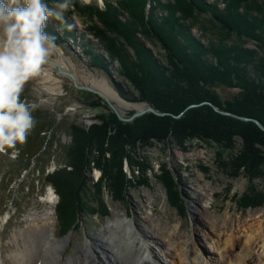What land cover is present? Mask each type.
Masks as SVG:
<instances>
[{
  "label": "rangeland",
  "instance_id": "obj_1",
  "mask_svg": "<svg viewBox=\"0 0 264 264\" xmlns=\"http://www.w3.org/2000/svg\"><path fill=\"white\" fill-rule=\"evenodd\" d=\"M46 1L50 2L51 5L55 2V0ZM71 1L82 5V8L97 6L100 9H104L105 7V0ZM108 1H112L113 6H117L115 1ZM160 1L164 4H169L168 1L172 0ZM250 1L256 2L257 0ZM258 1L260 2V0ZM228 2L229 0H204L203 6L206 9L208 8L207 14H204L207 21L205 23L202 21L203 26L196 22L193 25L194 27L188 30L189 35H186L185 41L183 40L184 36L179 34L177 37L183 44L192 39L193 41L191 42L193 45L202 47L203 51L207 49L208 53L210 46L218 47L223 44L220 39L233 37L235 31L230 30L229 25H225L216 19L211 9H217L220 12L224 11L228 7ZM243 3L245 4V2ZM152 4L155 6L154 1L149 0L147 10L151 9ZM239 10L242 15L246 14V11ZM69 11H72V14L70 13L68 15L67 13ZM64 14H66L64 15L65 17H69L71 20L69 21L73 25L71 30L66 29V32L62 31L61 33L52 18H49L46 22L45 31L48 33L50 31L52 32V35L56 37L55 43L57 45L47 60L58 63L62 55L66 59L65 61L71 65L70 71L75 74L77 79L76 85L78 87L90 88L94 91L78 89L70 76L60 74L56 67L47 62L43 66L41 75L31 79L25 85L22 98L38 104L37 110L33 113L37 123L40 121H44L46 125H51L50 123H52L50 127H45V130L40 136V138L45 137L42 139L48 147L46 148L44 146L43 150L48 149L50 155V163L45 167L44 173L53 174L58 170L61 171L64 169L70 172L72 170V164H82L88 158L87 151L91 140L88 139L86 146H80V144L74 145L75 143L69 130L71 123H77L78 126L85 127L87 133H91V129L95 124H101L100 117L105 113L107 114V110H111L118 121H116V126L112 124V127L108 131L106 129L110 133L118 125H134L137 119L143 118L146 115H153L159 118L169 117L171 121H169L167 128L160 126V133L162 132L160 138L162 139H150L147 141L145 138H137L135 134L132 137L136 138L124 139L125 142L121 144L120 142L122 140L117 141L118 138L115 137L116 135L112 136L113 138L109 136L107 138L105 137L101 141L103 144L107 142L106 140H112L113 147H118V149L125 146L133 165L131 166L129 161L124 158L123 173L127 179L131 180V184L129 187H126L124 196L119 198V200H114L104 188L100 197L107 204L106 211L101 214L96 211L97 216L90 215L86 217L84 216L85 214L81 215L73 230L65 235L61 234V229L57 223L56 208L59 197L53 187L44 186L42 169L36 167L29 170H18L16 168L20 154L18 148L14 155L12 154V150H8L6 153H0V249L3 256H9L10 251L14 247V243H12L14 233L25 229L27 226L24 219L33 214H42L46 210H49L54 218L56 237L58 239L70 237V243L66 247L62 258L66 256L67 259H71L75 264L80 262L82 256L81 251L86 242H91L89 245L97 255H100L104 243L102 236L107 235L105 234L107 226L115 222L117 216L134 219L141 226L144 225L143 220L148 214L152 218L157 219L162 226L178 223L180 225L179 231L186 234L188 239V234L192 233L194 225L208 232L209 225L203 223L204 221L198 223L194 221L197 218L195 210L198 206L196 202L198 190L209 192L211 198L210 211L214 212L218 221L220 217H224L226 220L231 217L234 222L236 220L244 221L245 219H250L252 215L264 212V198H260V195L264 194V149L262 148L260 157H256L257 154L253 153L251 159H249V156L245 155L244 146L241 142L242 138L237 135L240 134V131H244L245 125L254 124L264 134V125L259 119L257 121L261 125L254 122L256 120L254 117L251 119L246 116H237L225 109L223 110L217 107V105L211 102H203L198 104V106L208 105L222 116L237 119L239 125H237V130H234L235 134L233 136L231 134L229 137L219 135L220 133L215 130L219 127L217 128V125H215L216 122H212L210 114L207 117L208 120L203 117L205 121H208V128H210V131L205 132L207 137L199 138L196 134L198 132H194V129L191 128L187 130V125L184 127L180 122H177L178 125L176 124L175 127L173 121H179L182 118L192 120L194 116L192 117V114L188 112L192 107H197V105H189L184 111L177 114L158 110L150 101L147 102L146 99H141V95H139L135 86L129 82L127 83V80L122 76V68L118 60L112 61L108 53L101 48L97 39L88 32L87 25L89 22L77 14L72 7ZM123 15L119 17L121 20L124 17L125 19L127 18L126 13ZM157 15L162 18L167 15V10H160ZM254 16L249 15L248 17L253 18L254 22L257 21V16L264 18V7L263 14L257 12V16ZM200 18L203 17L200 16ZM69 22L67 21V23ZM50 28L51 30L49 31L48 29ZM255 31L258 34L262 32L259 28ZM245 42L244 45L247 44V47L251 49H260L261 45H264V43L260 45L258 42L249 40L248 38L245 39ZM262 42H264V38ZM145 44L152 56L157 59V62L168 67L169 59H166L164 50L159 45H154L151 42L146 41ZM227 46L233 49L231 46ZM260 52L262 54V49ZM94 54H97L99 58H103L102 68L94 66V61L91 59ZM206 56L211 61L212 57L210 55ZM250 67L247 70L248 75L250 78H255L254 69L252 66ZM66 68L69 69L67 65ZM48 74H51L52 78L49 79ZM98 83L104 84L111 93L104 92V94L101 92L102 90L97 85ZM214 90L219 93L221 99L224 101L236 99L239 97L241 91L240 88H226L221 86ZM96 91H100L105 97ZM96 103L100 105L97 106L95 105ZM105 105L108 108L107 110L104 108ZM254 108L264 110V107L258 104H255ZM136 113L142 114L131 119ZM216 119L218 120V118ZM194 120L199 122L196 118ZM102 124L104 126L103 122ZM173 126L176 128V131ZM195 131H197V128H195ZM191 133L194 134V138H188V134ZM208 135H212L213 137H209ZM215 136H223L224 139L222 138L216 141ZM224 140L229 142V144L222 142ZM70 144L74 145L68 151L72 153V157L68 160V166L65 167L64 153ZM120 153L118 150L117 154L120 155ZM118 157L113 159L112 155L111 162L114 164L113 174L117 178L118 176L116 174H120L116 173L118 169H115V166L118 165ZM100 158H104L103 154L98 155L96 153L91 159L98 160ZM244 163L251 166L250 170L253 171L250 179L247 177L249 175L248 172L245 169L243 170ZM139 166H144L145 170L141 171ZM77 167L76 170H78ZM84 171L87 176L86 180L92 187V191H88V195L93 200V190L95 189L92 181L97 182L102 176V171L99 169H93L90 172L87 170ZM65 175L61 173V176H64L65 183L71 184L69 189L71 190L70 193H73L70 196L71 198L69 196L67 198L71 202L75 194L73 186L75 176L71 175L70 177L69 175V177H66ZM252 186H254L252 194L247 195L249 188ZM49 190H52L56 195H54V202L50 204L45 202V197ZM149 198H152V201L147 202ZM167 199L170 201L174 200L175 203L177 202L180 205L178 206L179 209L177 210L175 207H172ZM67 204L70 206V203L67 202ZM248 204H252L253 207L250 206L242 209V206ZM94 207L97 208L98 206ZM198 241V247L203 257L208 260H213L217 256L214 253L213 242L211 240L207 242ZM6 260L9 261L8 258Z\"/></svg>",
  "mask_w": 264,
  "mask_h": 264
},
{
  "label": "trees",
  "instance_id": "obj_2",
  "mask_svg": "<svg viewBox=\"0 0 264 264\" xmlns=\"http://www.w3.org/2000/svg\"><path fill=\"white\" fill-rule=\"evenodd\" d=\"M113 1L117 5L116 7L113 6L112 1L108 0L104 1V9H100L97 6L82 8V5L77 4L75 1H71L70 7L74 8L77 14L89 22L87 25L88 32L97 39L101 48L108 53L112 61L118 60L122 68V76L127 80V83L129 82L135 86L139 95H141V99H146L147 102L150 101L158 110L177 114L184 111L189 105L211 102L234 115L259 119L264 125V110L259 109L260 107L254 108L255 104L264 107V45H261L264 43L262 42L264 38V18L257 16V12L263 14L264 0H260V2L258 0L256 2L254 0V2L250 0H229L228 7L224 11L220 12L217 9H211L215 18L225 25H229L230 30L235 31V35L230 38L228 37V39L221 38L220 41L224 45L221 44L218 47L210 46L209 53L207 49L203 51L202 47L193 45L192 39L183 44L177 37L180 34L184 36L183 40L185 41L186 35H189L188 30H191L196 22L203 26L202 21L204 23L207 21L204 14H207L208 8H204V0H172L168 1L169 4H164L160 0H153L155 6L152 4L153 6L149 10H147L149 0ZM44 2L51 6L50 2L46 0ZM231 3L233 4L231 5ZM239 9L246 11L247 15H242ZM160 10H167V15L162 18L158 17L157 14ZM70 13L72 14V11H69L67 14L69 15ZM124 13L127 14V18H122V21L119 17L124 16ZM249 15H256L258 17L257 21L254 22L253 18L248 17ZM200 16L203 18H200ZM65 19L68 22L71 21L69 17H65ZM55 23L61 33L62 31L66 32V27L61 30L60 23L58 21H55ZM243 27L245 28L243 29ZM258 28L262 31L260 34L255 31ZM48 30L50 31L51 28ZM50 33L52 34L51 31ZM247 38L261 45V61H258L256 57L254 58L252 50L250 51L242 47L246 43L245 39ZM146 41L154 45L157 44L164 50L166 59H169V68L157 62V59L147 49ZM204 54L210 55L212 57L211 61ZM91 59L94 61V66L102 68V61H104L102 57L99 58L97 54H94ZM253 64L254 66H252ZM250 66L254 69L255 78H250L248 75L247 70ZM219 86L240 88L239 97L233 100H222L219 93L214 90ZM95 105L99 106L100 104L96 103ZM104 108L108 109L106 105ZM107 111V114L105 113L100 117L101 124H95L91 129V133H87L85 127L78 126L77 123H71L69 130L75 143L73 144L86 146L88 139H90L89 147L91 149L88 147V158L82 164H72L70 172L64 169L61 170L62 172L58 170L53 174L44 173L45 167L50 163V155L48 149L43 150V147L46 145L42 139L44 136L41 138L40 136L45 127H50L52 123H50L51 125H46L44 121L36 123L27 141L23 145L17 146L20 154L16 168L18 170H29L36 167L42 169L44 186H51L57 192L59 202L56 208V216L62 235L73 230L81 215L85 214L84 216L86 217L90 215L97 216V212L101 214L106 211L107 204L100 197L104 188L114 200H119V198L124 196L126 187H129L131 184V180L127 179L123 173L124 158L129 161L131 166L133 165L125 146L118 149V147H113L112 140H106L107 142L103 144L101 141L105 137L109 136L113 138L112 136L115 135L118 138L117 141L122 140L120 144L125 142L124 139L136 137L140 139L145 138L147 141L150 139H162L160 138L162 134V132L160 133V126L167 128L169 121H171L169 117L159 118L153 115H146L143 118L137 119L135 121L136 124H131L130 126L128 124L118 125L114 128V133H110L107 131L112 127V124L116 126L117 118L111 110ZM188 113H191L192 117L194 116L192 120L182 118L179 121H173L174 126L178 125L177 122H180L184 127L187 125V130L189 128L194 129V132H198L196 134L199 138L207 137L205 132L210 131L207 121L209 114L211 115L212 122H216L215 125H217V128L219 127L215 129L216 132L220 133L219 135L229 137L231 134L233 136L235 134L234 130H237V125H239L237 119L222 116L208 105L197 106L190 109ZM203 117L207 120L205 121ZM194 118L199 122L194 120ZM244 127V131H240V134L237 135L242 138L241 142L244 146L245 155L249 156V159H251L253 153L257 154L256 157H260L264 149V134H262L259 127L255 124L245 125ZM195 128H197V131H195ZM119 129L124 130L120 132ZM135 134L137 136L132 137ZM215 135L217 134L215 133ZM208 136L213 137L212 135ZM223 136H215L216 141L224 139ZM188 138H194V134H188ZM226 140L229 139L227 138ZM226 140L222 142L229 144ZM73 144H70L64 153L65 167L68 166V160L72 157V153L68 151L74 146ZM118 150L121 152L120 155L117 154ZM96 153L98 155L103 154L104 160L101 158L92 160L91 158ZM112 155L113 159L120 156L118 157V165L115 166V169H118L115 172L120 173L119 175L116 174L118 178L113 174L114 164L111 163ZM76 167L78 170H76ZM139 167L141 171L145 170L144 166ZM250 167L246 163L243 164V170L245 169L248 172L249 175L247 177L249 179L252 177L251 174H253ZM93 169L101 170L102 176L97 182L92 181L95 189L93 190L94 197L92 200L88 195V191H92V187L86 180L87 176L84 170L90 172ZM61 173L66 174V177H69V175L70 177L71 175L75 176V183L73 184L75 194L71 202L67 199L73 193H70L71 190L69 189L71 184L65 183L64 176H61ZM120 175L121 177H119ZM253 188L254 186L249 188L247 195L252 194ZM260 198H264V194H261ZM67 202L70 203V206ZM168 202H170L169 204L172 207H175L177 210L179 209L178 206L180 205L177 202L175 203L174 200H169ZM94 206L98 207L95 208ZM250 206L253 207L252 204H248L242 206V209Z\"/></svg>",
  "mask_w": 264,
  "mask_h": 264
},
{
  "label": "bare ground",
  "instance_id": "obj_3",
  "mask_svg": "<svg viewBox=\"0 0 264 264\" xmlns=\"http://www.w3.org/2000/svg\"><path fill=\"white\" fill-rule=\"evenodd\" d=\"M243 48L252 50L254 58L262 60L261 48L251 49L247 44ZM65 60L61 55L58 64L70 71L71 65ZM48 75L49 79L52 78L51 74ZM97 85L101 92L111 93L104 84ZM254 122L258 124L257 120ZM54 195L49 190L45 202L53 203ZM210 199L209 192L198 190L197 218L193 219L209 225L208 232L194 225L188 239L186 234L179 231L178 223L162 226L148 214L141 226L134 219L117 216L116 221L107 226V235L102 236L104 243L100 255L89 245L91 242H86L77 264H264V212L244 221L234 222L231 217L227 220L220 217L218 221L214 212L210 211ZM150 201L152 198L147 200ZM24 221L27 226L14 233V247L9 256H3L0 249V264H75L66 256L62 258L70 237H56L55 221L49 210L30 215ZM198 240L213 242L214 253L217 254L213 260L203 257Z\"/></svg>",
  "mask_w": 264,
  "mask_h": 264
},
{
  "label": "clouds",
  "instance_id": "obj_4",
  "mask_svg": "<svg viewBox=\"0 0 264 264\" xmlns=\"http://www.w3.org/2000/svg\"><path fill=\"white\" fill-rule=\"evenodd\" d=\"M71 0H0V153L23 145L36 126L38 104L22 98L28 81L41 75L56 37L45 31L49 18L71 30L64 13Z\"/></svg>",
  "mask_w": 264,
  "mask_h": 264
},
{
  "label": "water",
  "instance_id": "obj_5",
  "mask_svg": "<svg viewBox=\"0 0 264 264\" xmlns=\"http://www.w3.org/2000/svg\"><path fill=\"white\" fill-rule=\"evenodd\" d=\"M47 63H49V64H51L52 66L56 67V68H57V71H58L60 74L70 76L71 79H72V81H73V83L75 84V86H76L78 89H89V90L94 91L93 89H90V88L78 87V86L76 85V80H77V79H76V77H75V74H74L73 72H71V71L65 70V69L62 68V66L59 65L57 62H53V61H48V60H47ZM96 92H98L99 94H101L102 96H104L100 91H96ZM104 97H105V96H104ZM214 108L216 109L215 106H214ZM115 112H116V111H115ZM141 114H142V113H136L131 119H133V118H135V117H137V116H139V115H141ZM118 117H119L120 119H122L119 115H118ZM258 124L261 125L260 122H258Z\"/></svg>",
  "mask_w": 264,
  "mask_h": 264
}]
</instances>
